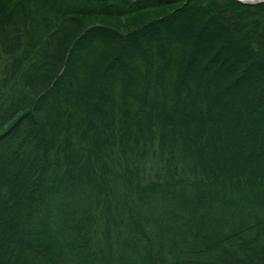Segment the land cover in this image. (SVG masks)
Returning a JSON list of instances; mask_svg holds the SVG:
<instances>
[{
	"label": "trees",
	"instance_id": "1",
	"mask_svg": "<svg viewBox=\"0 0 264 264\" xmlns=\"http://www.w3.org/2000/svg\"><path fill=\"white\" fill-rule=\"evenodd\" d=\"M0 264H264V1L0 0Z\"/></svg>",
	"mask_w": 264,
	"mask_h": 264
},
{
	"label": "water",
	"instance_id": "2",
	"mask_svg": "<svg viewBox=\"0 0 264 264\" xmlns=\"http://www.w3.org/2000/svg\"><path fill=\"white\" fill-rule=\"evenodd\" d=\"M237 1L245 4H255V3L263 2L264 0H237Z\"/></svg>",
	"mask_w": 264,
	"mask_h": 264
}]
</instances>
